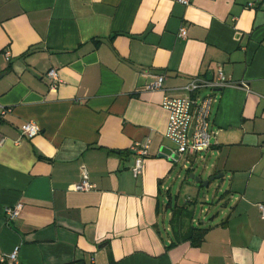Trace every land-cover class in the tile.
<instances>
[{
  "label": "crops",
  "instance_id": "obj_1",
  "mask_svg": "<svg viewBox=\"0 0 264 264\" xmlns=\"http://www.w3.org/2000/svg\"><path fill=\"white\" fill-rule=\"evenodd\" d=\"M219 70L246 87L214 93L211 147L182 156L205 160L203 181L222 174L232 199L199 222V191L184 179L190 195L173 198L179 161L158 157L161 102ZM0 74V264L16 246V264H264V0H0ZM147 140L135 176L131 146ZM82 166L95 187L74 191Z\"/></svg>",
  "mask_w": 264,
  "mask_h": 264
},
{
  "label": "built area",
  "instance_id": "obj_2",
  "mask_svg": "<svg viewBox=\"0 0 264 264\" xmlns=\"http://www.w3.org/2000/svg\"><path fill=\"white\" fill-rule=\"evenodd\" d=\"M187 5L189 0H177ZM178 37H186V29L181 27ZM6 59L10 53L5 52ZM50 80V89L56 90L60 84L58 71L50 68L47 71ZM164 75H156L146 88L148 90H161L163 88ZM246 87L244 82L234 83L228 79L221 70L218 71L215 79L204 77L191 78L188 84L180 88L186 92L184 96L164 95L161 106L168 113V124L165 136L175 145V149L168 148L169 153H164L165 158L172 163L179 161L182 155L193 156L200 155L207 151L212 144V138L218 133L210 126V115L212 105L215 102L214 93L225 87ZM206 90L207 94H202ZM40 132V128L33 122H27L21 127V134L25 138H32ZM149 141L145 143H135L131 150L136 153L135 163L132 172L137 176L143 167V158L149 153ZM81 178L73 186L74 191H89L95 186L89 181L88 172L85 166L81 167ZM22 208L21 203L5 208L7 220H14ZM261 216L264 217V203L258 204ZM18 250L16 246L6 257L2 258V263L16 264L18 261Z\"/></svg>",
  "mask_w": 264,
  "mask_h": 264
},
{
  "label": "rangeland",
  "instance_id": "obj_3",
  "mask_svg": "<svg viewBox=\"0 0 264 264\" xmlns=\"http://www.w3.org/2000/svg\"><path fill=\"white\" fill-rule=\"evenodd\" d=\"M167 145L170 148L175 149V145L172 142L168 141ZM201 155L205 156V152L201 153ZM185 164L188 168H192L190 172H187L188 170L186 167H183ZM204 165L205 160L202 161L199 157H197L193 164H190V161L186 160L185 156H182L179 159V162L174 165L173 180L168 184V186L171 187V194L173 198L178 195L182 202H184L186 197L191 193V190H189V187L185 184L184 179L186 182L192 184V188H196V190L199 191L197 196L198 203L194 211V216L199 222H202V220H204L207 216L210 218L218 211H224V209L227 208V206H225L224 199L225 201H228V204L230 203V199H232V197H223V192L225 190L224 186L221 184V180L211 181L209 185L202 187L200 184L195 183L194 180L187 177L189 173L199 176L204 169ZM178 175L180 176L179 178H177ZM196 195L197 194L195 193V197ZM208 221L209 219L205 222ZM200 224L202 225V223Z\"/></svg>",
  "mask_w": 264,
  "mask_h": 264
},
{
  "label": "trees",
  "instance_id": "obj_4",
  "mask_svg": "<svg viewBox=\"0 0 264 264\" xmlns=\"http://www.w3.org/2000/svg\"><path fill=\"white\" fill-rule=\"evenodd\" d=\"M206 231L207 229L192 226L188 235L184 239L186 240L188 239L191 241L192 244L197 245L202 241ZM2 264H5V263H2Z\"/></svg>",
  "mask_w": 264,
  "mask_h": 264
},
{
  "label": "water",
  "instance_id": "obj_5",
  "mask_svg": "<svg viewBox=\"0 0 264 264\" xmlns=\"http://www.w3.org/2000/svg\"><path fill=\"white\" fill-rule=\"evenodd\" d=\"M0 76H1V74H0ZM169 152H170V150L168 148H162L160 150V153L158 154V157H164L165 156L164 153H169ZM222 176H223L222 174H217V175H214V176L210 177L208 180H205V181H203L200 178L196 177L194 174H190L189 178L194 180L196 183L201 184L202 186H207L209 181L218 180Z\"/></svg>",
  "mask_w": 264,
  "mask_h": 264
}]
</instances>
